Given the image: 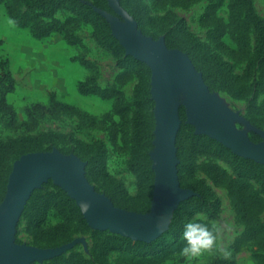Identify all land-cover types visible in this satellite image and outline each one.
<instances>
[{
  "label": "rangeland",
  "instance_id": "obj_1",
  "mask_svg": "<svg viewBox=\"0 0 264 264\" xmlns=\"http://www.w3.org/2000/svg\"><path fill=\"white\" fill-rule=\"evenodd\" d=\"M86 1L107 21L119 45L116 50L99 40L91 23L74 22L76 15L70 9L59 8L54 14L60 21H69L70 37L56 31L38 38L29 28L15 25L0 2V142L27 138L36 143L9 162L0 207L11 171L22 156L55 154L75 163L83 182L111 209L142 225L148 222L155 207L161 154L153 66L131 52L122 43L123 37H137L181 55L199 80L204 92L200 104L213 127L190 91L165 75L178 85V91L167 92L176 194L169 197L163 228L138 239L98 223L58 178L42 173L24 195L9 234L10 246L42 253L25 264H50L71 255L97 264H264L263 240L243 237L245 224L235 210L234 197L226 184L213 181L208 170L217 165L230 179L238 178L232 155L264 165V95L253 89L256 73L250 74L252 90L244 96L210 88L182 48L184 43L199 46L203 56L214 54L228 65L229 73L240 75L246 61L253 58V32L249 31L244 57L239 58L231 53L236 44L230 36L224 34L218 45L210 35L215 23L201 19L210 12L213 18L227 21L229 0ZM252 5L264 18V0H252ZM133 7L149 15L150 34L138 27ZM165 37L178 47L167 46ZM81 83L85 91L79 89ZM198 135L204 138H195ZM242 178L261 198L263 210L258 217L264 222V193L259 182ZM61 199L72 201L80 214L62 205ZM197 214L210 225L231 223L232 231L222 233L217 241L218 246L231 249L230 258L224 259L216 248L192 261L180 255L184 224ZM56 227H67L66 236L49 237ZM96 231L109 238L105 249L95 246ZM119 237L126 241L119 244Z\"/></svg>",
  "mask_w": 264,
  "mask_h": 264
},
{
  "label": "trees",
  "instance_id": "obj_2",
  "mask_svg": "<svg viewBox=\"0 0 264 264\" xmlns=\"http://www.w3.org/2000/svg\"><path fill=\"white\" fill-rule=\"evenodd\" d=\"M159 3L166 0H155ZM175 1V0H172ZM3 3L6 14L19 27H27L35 37H45L52 32H64L65 36L70 37L67 32L66 21H60L54 17L59 8L72 10L76 17L74 22L86 21L93 25L95 35L101 42L119 48L116 39L112 36L107 21L96 11L86 0H0ZM229 14L227 21L206 13L201 19H211L215 25L210 30L211 40L219 45V40L224 34H228L235 42L236 49L231 50L233 56L244 57L243 47L249 42V31L254 35L253 39V58L246 61L242 74L232 75L228 71V65L216 59L214 54L203 56L200 47L184 43L182 47L190 56L195 67L201 72L203 81L210 87L231 92L235 96H244L249 93L252 87L248 83L250 74L256 73L254 81V91L264 95V18L260 17L253 5L252 0H229ZM133 16L137 20V25L145 34H150L147 29V22L150 17L145 10L137 7L131 8ZM155 37L154 35H152ZM165 44L169 47H178L177 44L169 41L165 37ZM255 67V69H253ZM81 91H85L84 83L79 86ZM65 108H70L65 105ZM256 137L257 135L253 133ZM197 139L204 138V135L195 136ZM30 139L19 138L13 141L0 142V200L3 196V183L6 179L9 162L16 155L25 153L35 147ZM204 145V143H203ZM235 162V172L238 178L230 179L225 171L217 165L211 166L209 176L217 184H226L231 195L235 199V210L240 215L245 224L243 237L247 239L261 238L264 245V222L259 220L258 214L263 210V204L259 195L252 190L250 183L242 176L252 177L259 182L264 193V165L255 162L251 158L232 155ZM62 205L67 208L79 211L68 199H61ZM79 217V216H78ZM67 227H56L49 231V237H65ZM119 244L124 243L125 239L119 237ZM95 246L105 249L109 245V238H102L101 231L93 233ZM113 240H118L116 237ZM111 245V248H114ZM236 249V246H235ZM50 264H97L81 256L71 255L69 258H56Z\"/></svg>",
  "mask_w": 264,
  "mask_h": 264
},
{
  "label": "water",
  "instance_id": "obj_3",
  "mask_svg": "<svg viewBox=\"0 0 264 264\" xmlns=\"http://www.w3.org/2000/svg\"><path fill=\"white\" fill-rule=\"evenodd\" d=\"M121 41L131 52L147 59L153 66V90L159 113L160 129L158 133L160 134L161 154L157 159V192L151 217L145 225H142L134 217L123 215L111 209L101 197L92 192L83 182L75 163L68 162L55 154L29 153L15 163L9 177L5 200L0 207V264H25L28 259L42 255L40 251L32 248L11 247L8 240L13 221L19 212L27 189L42 173H49L58 178L79 200L85 213L98 223L108 225L138 239L151 237L163 228L168 213L169 197L176 194L171 175L173 123L164 76L173 77L187 88L191 97L199 103L200 109H202L200 98L204 92L199 80L189 69L181 55L185 65L176 62L174 57L164 58L149 48L148 44L152 43L137 37H123ZM163 52L175 53L164 50ZM201 111L203 117L213 127L205 111L203 109Z\"/></svg>",
  "mask_w": 264,
  "mask_h": 264
},
{
  "label": "clouds",
  "instance_id": "obj_4",
  "mask_svg": "<svg viewBox=\"0 0 264 264\" xmlns=\"http://www.w3.org/2000/svg\"><path fill=\"white\" fill-rule=\"evenodd\" d=\"M231 223L204 222L200 214L184 224L182 238L184 246L180 249V255L186 260L192 261L200 257L204 252L216 248L224 259L231 257V249L227 246H218L217 241L222 233L231 232Z\"/></svg>",
  "mask_w": 264,
  "mask_h": 264
},
{
  "label": "bare ground",
  "instance_id": "obj_5",
  "mask_svg": "<svg viewBox=\"0 0 264 264\" xmlns=\"http://www.w3.org/2000/svg\"><path fill=\"white\" fill-rule=\"evenodd\" d=\"M148 46H149V48H151L155 52L159 53L164 58L174 57L176 62L181 63L182 65H185V62L180 55H177L175 53L163 52V50L161 49L159 44H148ZM165 84H166L167 90H169L170 92L178 91V85L173 80L166 78ZM178 96H179V93H178Z\"/></svg>",
  "mask_w": 264,
  "mask_h": 264
}]
</instances>
